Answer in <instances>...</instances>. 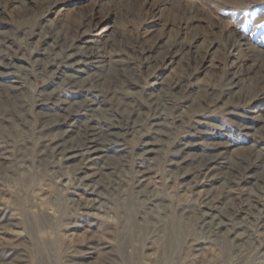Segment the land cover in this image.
Instances as JSON below:
<instances>
[{
    "label": "rangeland",
    "instance_id": "obj_1",
    "mask_svg": "<svg viewBox=\"0 0 264 264\" xmlns=\"http://www.w3.org/2000/svg\"><path fill=\"white\" fill-rule=\"evenodd\" d=\"M0 51V264H264V0H0Z\"/></svg>",
    "mask_w": 264,
    "mask_h": 264
},
{
    "label": "bare ground",
    "instance_id": "obj_2",
    "mask_svg": "<svg viewBox=\"0 0 264 264\" xmlns=\"http://www.w3.org/2000/svg\"><path fill=\"white\" fill-rule=\"evenodd\" d=\"M54 35V34H53ZM60 44H62V43H60ZM64 44V43H63ZM65 44H66V46L65 47H61V49H62V51H64V50H67V47H71L72 46V44H70V43H66L65 42ZM64 44V45H65ZM55 46H57V45H59V43L58 42H56L55 44H54ZM86 49V48H85ZM1 52V51H0ZM82 51H80V52H77V53H73L72 55H70V56H72V57H78V56H80V53H81ZM86 52V51H85ZM84 53V51L81 53V54H83ZM87 53V52H86ZM70 54V53H69ZM90 54V53H89ZM94 55V54H93ZM71 57V58H72ZM93 58H94V56H92ZM102 57H98V59H101ZM95 59V58H94ZM97 59V60H98ZM94 62V61H93ZM92 62V63H93ZM69 67H77L76 65V63H74V61L72 60L71 62H70V60H69ZM66 64V63H65ZM121 69V68H120ZM63 70V69H62ZM121 70H124V69H121ZM77 71H80L79 69H77ZM126 73V72H125ZM70 80H69V84H71L72 86H77L78 88L80 87V88H82L85 84H86V80L84 79V78H82L81 76H71L70 75ZM104 78H105V76H104V74H101V73H97V74H94V76H93V78L92 79H94V81H95V85L92 83V84H90V87H94V88H97L98 89V85L99 84H101V83H103V82H101V81H103L104 80ZM175 86H179V84H176ZM89 87V88H90ZM235 87H240V86H238V85H235ZM77 88V89H78ZM100 88V87H99ZM91 89V88H90ZM114 89V88H113ZM120 92V91H119ZM235 92V91H234ZM129 93V92H128ZM127 93V94H128ZM176 93V92H175ZM109 94V93H108ZM113 94V93H112ZM114 95V94H113ZM125 95H126V93H125ZM115 96H117V95H115ZM120 96V95H119ZM114 98V97H113ZM116 98V97H115ZM117 99V98H116ZM178 101H179V104L181 103L180 101H181V98H179V99H177ZM214 101V100H213ZM94 102V101H93ZM154 102V101H153ZM90 105H92V103H90ZM191 107L192 108H194L195 110H203L202 109V106L201 105H199V106H197L196 108H195V105H194V103L191 105ZM72 111V110H71ZM126 113V112H125ZM142 120V119H141ZM120 121V120H119ZM162 122V121H161ZM87 125V124H86ZM81 127V126H80ZM93 128H85L84 130H83V132H82V129H81V131H80V128H79V126L77 127L78 128V132H76L75 134L77 135V138H73V133L71 132V131H64V133H62V134H60L56 139H55V141L54 140H52L51 141V143H50V146H52V147H49V148H51V150L54 152V154L56 153V155H61V156H66L67 157V159L68 160H71V159H73V158H76V157H82V155H84V152L85 151H83L84 150V148H83V146L82 145H84L86 142V139L88 140V147H92L93 148V151L94 152H99V148H97V147H95V146H98L100 143H101V141L102 142H106V140L110 137V136H116L117 134H118V132H113V131H107V133L104 135V131L100 128V127H98V126H92ZM263 127V126H262ZM261 127V128H262ZM262 130V129H261ZM260 130V131H261ZM74 131V130H73ZM68 132H69V134H68ZM71 134V135H70ZM84 135V137L83 138H85V137H87L85 140H84V142H82V143H80L79 141H82V136ZM78 137H80V140L78 141V140H76V139H78ZM54 141V142H53ZM97 141V142H96ZM96 142V143H95ZM92 143H95V144H93L92 145ZM86 146H87V144H86ZM85 147V146H84ZM87 147V148H88ZM219 153V152H218ZM60 156V157H61ZM59 157V158H60ZM217 158H219V156H216ZM213 158V157H212ZM221 158V157H220ZM83 159V158H82ZM82 159H81V161H82ZM214 159H216V158H213L212 159V162H213V160ZM222 159V158H221ZM220 160V159H219ZM218 161V160H217ZM209 163V162H208ZM214 166V165H213ZM211 168V167H210ZM210 170V169H209ZM212 172V171H211ZM215 172V171H214ZM139 173V172H138ZM208 173V172H207ZM205 174V173H204ZM210 174V173H209ZM240 176V175H239ZM199 176H197V178H198ZM236 177V176H235ZM236 179V178H235ZM194 180H195V178H194ZM233 181V180H232ZM240 181V180H239ZM237 182V181H236ZM142 184H143V182H142ZM93 185V184H92ZM149 185V184H148ZM97 193V192H96ZM99 193V192H98ZM210 193H211V191H210ZM212 195V194H211ZM260 196V195H259ZM222 200V199H221ZM211 201V200H210ZM255 202V201H254ZM247 203V202H246ZM252 203H253V201H252ZM252 203H250V204H252ZM256 203V202H255ZM250 204H247V208L249 207L248 205H250ZM86 205V204H85ZM254 205V204H253ZM87 206V205H86ZM252 206V205H251ZM89 207H91V206H89ZM87 208V207H86ZM256 208H257V206H256ZM243 210V209H242ZM245 210H247V209H245ZM249 211V210H248ZM243 212H245V211H243ZM247 213V212H246ZM216 215V214H215ZM218 215V214H217ZM215 217V216H214ZM217 217V216H216ZM216 219V218H215ZM218 219V218H217ZM220 219V218H219ZM219 223V222H218ZM222 224H223V222H222ZM3 264V263H2Z\"/></svg>",
    "mask_w": 264,
    "mask_h": 264
}]
</instances>
